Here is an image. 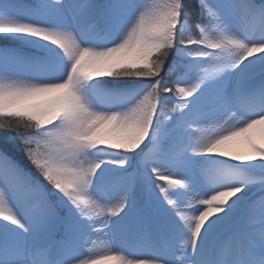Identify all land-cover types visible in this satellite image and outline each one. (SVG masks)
I'll list each match as a JSON object with an SVG mask.
<instances>
[{
	"label": "snow or ice",
	"instance_id": "6c2138e0",
	"mask_svg": "<svg viewBox=\"0 0 264 264\" xmlns=\"http://www.w3.org/2000/svg\"><path fill=\"white\" fill-rule=\"evenodd\" d=\"M0 264H264V0H0Z\"/></svg>",
	"mask_w": 264,
	"mask_h": 264
},
{
	"label": "rangeland",
	"instance_id": "374dc122",
	"mask_svg": "<svg viewBox=\"0 0 264 264\" xmlns=\"http://www.w3.org/2000/svg\"><path fill=\"white\" fill-rule=\"evenodd\" d=\"M104 246H105V245H104L103 243H100V244L98 245V248H99V249H103Z\"/></svg>",
	"mask_w": 264,
	"mask_h": 264
}]
</instances>
